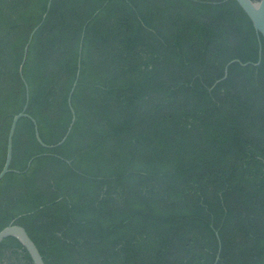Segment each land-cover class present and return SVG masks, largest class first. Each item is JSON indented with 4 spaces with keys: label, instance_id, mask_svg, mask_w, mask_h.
I'll return each mask as SVG.
<instances>
[{
    "label": "trees",
    "instance_id": "trees-1",
    "mask_svg": "<svg viewBox=\"0 0 264 264\" xmlns=\"http://www.w3.org/2000/svg\"><path fill=\"white\" fill-rule=\"evenodd\" d=\"M50 1L0 0V173L27 86L45 144L76 122L48 149L19 121L0 232L46 264H264V37L237 1ZM0 264L34 263L9 237Z\"/></svg>",
    "mask_w": 264,
    "mask_h": 264
},
{
    "label": "water",
    "instance_id": "water-1",
    "mask_svg": "<svg viewBox=\"0 0 264 264\" xmlns=\"http://www.w3.org/2000/svg\"><path fill=\"white\" fill-rule=\"evenodd\" d=\"M235 1H237V3L240 5V7L248 15V17L250 18V20L252 21V23L254 25L256 32L258 33V35H262L264 37V0H235ZM51 3H52V0L48 4V10L51 6ZM46 16H47V13L44 15V19L46 18ZM39 27L40 26L36 27L34 29V31H32L30 38H29V41L25 47L24 58H23V61H22L21 67H20V72H21L22 77H23V68H24V65H25L26 60H27V55H28V50H29L30 44L33 40L35 33L39 29ZM262 53H263V49H262V45L260 44L259 61H258V63L255 64L256 66L259 65L262 61ZM231 64H229L226 67L224 78H227L228 69H229V66ZM247 65L248 64H245V66H247ZM79 74H80V72H78V75ZM218 82H220V81H218ZM76 84L77 83H75V85L71 91V95L69 98L70 105H71V96L74 93V90L76 88ZM29 101H30V93H29V87L27 86L26 103H25V106L23 108V111L14 117V119L12 121L11 128H10V132H9V136H8V148H7L6 163L3 167V170L0 173V181L9 172L12 171L11 170V164H12V160H13V140H14V135L16 132L17 125L22 118H31L32 119V121L35 123L36 138H37L38 142L43 147L48 148V149H53V148H57V147L61 146L69 137V135L72 131V128L76 122V114H75V111L72 110L73 111V119H72V123L68 129L66 136L63 138V140L61 142H59L56 145H47L43 142V140L40 136L39 127H38L36 120L33 119L27 113V110L29 107ZM30 165H31V163L29 164V167H30ZM9 237H15L19 240V242L24 246V248L27 250V252L31 256L34 264H46L42 254L40 253V251L38 249V247L36 246L35 242L31 239V237L29 236V234L27 233V231L24 227L17 225V224H12V225L6 227L5 229H3L0 232V244ZM218 260H219V257L217 259V262H218ZM217 262H216V264H217Z\"/></svg>",
    "mask_w": 264,
    "mask_h": 264
}]
</instances>
